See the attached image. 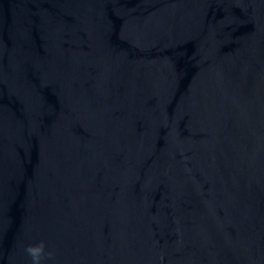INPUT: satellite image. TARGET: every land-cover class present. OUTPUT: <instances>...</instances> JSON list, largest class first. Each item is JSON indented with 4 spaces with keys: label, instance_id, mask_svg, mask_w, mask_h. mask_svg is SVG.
Wrapping results in <instances>:
<instances>
[{
    "label": "water",
    "instance_id": "water-1",
    "mask_svg": "<svg viewBox=\"0 0 264 264\" xmlns=\"http://www.w3.org/2000/svg\"><path fill=\"white\" fill-rule=\"evenodd\" d=\"M0 264H264V0H0Z\"/></svg>",
    "mask_w": 264,
    "mask_h": 264
}]
</instances>
